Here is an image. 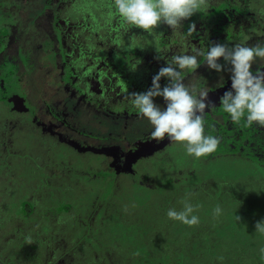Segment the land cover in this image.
Instances as JSON below:
<instances>
[{
	"label": "flooded vegetation",
	"instance_id": "obj_1",
	"mask_svg": "<svg viewBox=\"0 0 264 264\" xmlns=\"http://www.w3.org/2000/svg\"><path fill=\"white\" fill-rule=\"evenodd\" d=\"M261 1L210 0L203 11L184 20L178 29L161 23L152 32L125 25L115 14L112 0H52L47 3L53 7L51 24L60 46L56 54L58 58L64 57L60 59L66 75L62 77L61 68L51 64L29 77L26 69H14L8 58L0 62V169L10 171L16 164L15 169L21 166L25 171L24 180L30 185L26 183L24 191L35 193V196L34 199L25 196L21 200L30 202L37 216L62 214L69 227L74 225L83 232L87 230L88 237L99 236L107 230L100 228H107L112 222L110 216L103 219L106 210L110 212L109 207L117 201L115 193L100 198L109 184L111 194L114 185L120 184L121 188L129 190L126 184H133L159 195L164 190L186 187L190 177L196 178V168L200 167L198 162L208 161L209 157H242L243 154L244 159L262 157L264 164V126L255 123L247 126L243 119L239 124L229 119L220 103L214 100L230 87V81L225 83L229 75L226 73L216 78L214 70H207L202 59H199L197 68L185 71L183 82L190 90L195 86L194 94L199 90L208 92L209 107L201 114L204 133L209 131L205 134L220 136L222 132L229 150L218 145L208 157L193 159L180 144L167 138L159 142L144 141L137 134L132 141L136 147L131 145L137 149L136 155L127 148L124 151L119 148L125 143L117 147L115 142H108L122 140L118 136L120 127L123 131H142L140 126L145 118L131 107L129 94L147 90L152 77L173 55L194 54L196 49L207 50L208 45L214 43L231 46L235 40L251 32L263 34L264 18L260 15V8L264 4ZM30 5L35 6L33 15L37 19L44 5L41 0ZM209 12L212 15H208ZM14 13L0 16V50L11 36L12 24L16 20ZM245 27L249 29L243 33ZM29 79L34 80L31 91L22 84ZM166 82L162 77L161 86ZM31 92L35 94L33 99L29 98ZM159 98H154L155 102L162 105ZM82 110L97 113L95 117L82 120ZM123 139L129 145L125 136ZM236 144L239 146L232 149ZM171 150L181 154L182 158L186 157L188 165L185 167L177 165L174 159L171 162L163 159L167 154L170 156ZM183 167L186 174H182ZM72 169L81 170L83 175L74 176ZM44 171H47L46 175ZM69 172L76 178V183H57L54 179L57 175L65 177L64 174ZM67 184L81 192L83 184L89 195L96 191L95 197L86 199L82 195L85 200L82 203L81 195L62 197L58 191ZM45 193H50V197ZM148 195L141 198L144 204L148 203ZM60 201L68 202L67 207L58 210ZM116 212L111 213L120 221L121 216ZM14 214L21 220L30 218L25 212ZM71 233L80 236L74 230Z\"/></svg>",
	"mask_w": 264,
	"mask_h": 264
},
{
	"label": "rangeland",
	"instance_id": "obj_2",
	"mask_svg": "<svg viewBox=\"0 0 264 264\" xmlns=\"http://www.w3.org/2000/svg\"><path fill=\"white\" fill-rule=\"evenodd\" d=\"M58 1H61V0H58ZM36 2L40 3V0H0V16L1 17H3V15L11 14L14 11H15L14 14L16 15V18H15L16 20L13 22L11 32H10L11 36L9 39H7V41L4 43V47L0 50V62L4 60L5 58H8L9 62L11 63L12 67H14V69H26L29 73V77H33L36 75V73H40V70H42L45 66L47 67L53 64V65H57L58 68H61L60 72H61V76L63 77L66 74L64 71L65 68L61 65L62 61L60 58H64V57H61V56L59 58L57 57L56 50L60 49V46L58 45L56 31H54L53 26L51 24L52 15H53V7L50 5L47 6V3L52 2V0H41V3L44 6L42 7V12L40 13L37 19H35V15H33L35 6L30 5ZM5 10H7V13L4 14V12H6ZM260 10H261L260 12H262V10H264V7L260 8ZM260 15L262 14L260 13ZM262 16L264 18V15ZM248 29L249 27H245L242 32L246 33L247 32L246 30ZM261 30L263 31L264 29H261ZM234 44H246L247 46H254L256 44H264V33L261 34V33L251 32V34H245L243 38H239L238 40H235L232 45ZM261 66H264V58L257 59L253 64L254 68L261 67ZM207 70L209 69L207 68ZM226 73L228 72L214 71L216 78H219ZM33 81H34L33 79H29L28 81L26 80V82L22 84H25L24 85L25 89L31 91L30 88H32L31 84L33 83ZM228 81H230L229 78L227 79L225 83H227ZM34 97H35V94L31 92V94H29V98L33 99ZM159 99L162 102V98H159ZM214 100L215 102L220 103L218 102L219 99H214ZM80 113H81V118L83 120L87 117L89 118L95 117L97 112L90 111V110L87 112L85 110H82V112ZM143 122L141 123V126H140L142 128V131L140 133L139 131L135 132L134 130L123 131L124 130L123 127L122 128L120 127V130L118 131V134H119L118 136H121L122 140L117 139L116 141L114 139L108 142H111V141L115 142L114 146H117V147H119L120 144L125 143V146H120L119 148L123 149V151L125 148H127L130 151V153L135 154V151H137V149L134 150V148L131 147V145L135 146V144L132 141L136 139L137 134L141 135L140 138L144 141L154 140L150 136L151 125L148 123L146 119H144ZM208 132L209 131H206L205 133H208ZM123 136H125V138L128 139V141L130 142L129 145L128 143H126V141H124ZM166 144H164V146ZM17 145H19V143H17ZM259 146L261 147V145ZM141 147L143 146H140V148ZM170 147H173V146H169V148ZM96 152H99V151H96ZM170 156L169 154H167L163 156V159L168 160V162L169 161L171 162V160L174 159L178 163L177 165H185V167L188 165V162H185L186 157H183V158L180 157L182 155L179 154L178 152H174L173 150H171ZM241 156L242 157L235 156V155L233 156L229 155L226 157L223 155H219L217 157H214L216 159H214L212 163L211 162L208 163V161L202 160L200 163L201 165L199 164L200 167L198 169L196 168L198 172L196 175V178L190 177L189 178L190 183L186 187L180 190L179 189L164 190L159 195L156 194V191L155 192L152 190L146 191L144 187L140 185L138 186L133 185V184H126L129 190L125 188H121L120 184H118L117 186L114 185L113 192L111 194L112 187H109L110 186L109 184V186L106 187L105 191L101 193L100 198H104V197H107V195L110 196L115 193V195L117 196V201L115 202L116 203L115 205L111 204V206L109 207L110 212L106 210L107 214L104 215L103 219L110 216L112 218V222L108 224L107 228H100L101 230L107 229V231L104 230V232L99 233V241H98V243H100L101 246L105 248V252H108L109 254L108 258H110V256L113 257L116 252L115 243L117 245L121 244L124 246V245L129 244L128 237L130 238V237L135 236L138 239L141 237L142 238L144 237L143 238V241H144L145 238H147L148 233L150 235L152 234L160 235L162 231L164 232L168 230L167 227L169 226L171 220L167 218L166 212L168 208L170 207L180 208L182 206L181 201L183 198H186L185 194L187 192H185V190L188 188H191L193 190L192 196H189V199L192 203L193 201L194 202L196 201L195 197H198L199 190L201 192L212 191L214 193V191H216L219 188L218 187L219 184L221 187V185L224 183V179H220V176H231L232 180L235 176H239L240 180H243V181H236L235 182L236 184L233 185L234 187L231 189L229 188L228 189L233 190V191L236 190L241 194L243 191H247L249 193L253 185L259 184L260 186L261 185L264 186V176L261 175L264 171V164H262L263 162L262 157L258 159V158L250 156V158L246 157L248 159L247 160L243 158V154ZM220 158H223L224 160L221 161ZM204 162H206V165H204ZM207 163L210 166V168L207 167ZM15 165L16 164H13L10 171H5V170L0 169V223L4 221L11 222L10 217L12 216V214L21 213L20 211L25 210V208L21 209L20 207L22 198H24L25 196H28V197L32 196V198L34 199V196H35V193H29V192L24 191V186L29 184L28 182L24 180L23 174L25 171L24 170L22 171L21 166H18L15 169L16 167ZM220 169L225 170V172L224 173L220 172L221 171ZM182 170H183L182 174H186L184 167ZM236 170L240 172L244 171L246 173L244 177L245 179L242 178V176L235 173ZM71 171L72 172L74 171L73 172L74 176L83 175L80 172L81 170L72 169ZM92 172L95 173V171H92ZM46 173L47 171H44L45 175ZM64 176L65 177L60 175L58 177L57 175V176H54V179L56 180L57 183L58 181L59 182L70 181V182L76 183L75 181L76 178L71 175V172L65 173ZM122 177H124V175ZM127 180H129V178H127ZM232 180L227 179V181L229 182H231ZM244 181L247 183H245ZM15 182H18L19 184H15ZM69 185L70 184H67L66 187H62L61 190L58 191V194L60 193L61 196L65 195V197H67L66 195H68V197H77L81 195L80 196V198L82 199L81 203L85 201L83 200L84 198L87 199V198L95 197L96 191L93 194L89 195L88 194L89 192L88 193L85 192L88 190H86V187L83 184H81L82 185L81 189L83 190V192H81L80 190H75L74 189L75 187L69 186ZM130 186H133V187L131 188ZM130 188L132 189L131 191H130ZM55 192H54L55 197H57V191L55 190ZM193 194H194V200L192 199ZM45 195L47 197H50V193L49 195L45 193ZM82 195L84 198L82 197ZM147 195L150 197H149L148 203L144 204L145 201H142L141 198L142 196H147ZM210 202L211 200H207L206 204H209ZM66 203L68 202H65V204ZM58 204H60L61 206L64 205V203H62L61 201ZM81 208L84 209L85 207L81 206ZM115 210L118 211V213L116 212V215L121 216L120 221H117V219L115 218V215L111 213ZM263 213L264 212H262L259 215V218L264 217ZM33 216H35L34 219L28 218L29 220L27 221L21 220L19 219V217L17 218V216L14 217V219L15 218L17 219V222L13 220L12 225L16 228V230L9 231L12 233L13 231L15 232L14 233L15 236L13 238H16L17 236L23 238L24 237L23 235H26L28 233L26 232L27 230L29 231V234L35 233L34 230H38V227L41 225L40 220L38 218L40 217L43 220L44 217H47L46 215L37 216L35 213L33 214ZM97 218H100V217L97 216ZM36 219L38 223L35 222ZM114 219H116V221H114ZM54 222L53 223L51 222L52 226H56ZM36 223L38 225H36ZM103 223L104 222L102 221L101 224L103 225ZM70 228H71L70 231H54V234L57 235L56 239L51 242V239L49 238L47 239V242L45 243V244L48 243V245L52 246L50 250L51 252L50 257L54 258L55 260L53 261V264H66L69 261L73 262L74 260H76V258L81 260V258L83 259L85 255V250L87 248L86 246H84V244L89 242L88 241L89 237L85 233L88 231L86 230L83 232L82 230L79 229L78 226L74 227V225L70 226ZM0 229H1V224H0ZM2 230L3 229H1V231ZM73 230L79 233L80 236L75 237L74 235H71L72 234L71 231ZM108 230L115 231V237L116 236L118 237L116 238L117 240H114L115 238L110 237ZM173 230L174 229L172 228L170 231L173 232ZM133 231H135L134 234H133ZM2 232L3 233L0 232V235L1 234L4 235L6 231H2ZM81 233L83 235H81ZM250 240L253 241V239H250ZM7 243H8L7 241L4 242V245H1L0 243V248L6 249L5 246ZM262 243H264V241L260 242L259 247ZM123 246L119 247L117 250L120 252L121 251L120 249H123ZM249 248H250V245H249ZM250 250H253V249L250 248ZM52 253H54V256ZM4 254L5 252L0 254V264L5 263L3 262V259H6L7 256L4 257ZM94 255H95L94 252L90 251V257L93 258ZM23 264H31V261L25 260L23 261Z\"/></svg>",
	"mask_w": 264,
	"mask_h": 264
},
{
	"label": "clouds",
	"instance_id": "obj_3",
	"mask_svg": "<svg viewBox=\"0 0 264 264\" xmlns=\"http://www.w3.org/2000/svg\"><path fill=\"white\" fill-rule=\"evenodd\" d=\"M205 5L206 0H112L115 14L125 25L146 32H152L161 23L178 29L184 20L203 11ZM259 58H264V44L229 47L214 43L207 50L196 49L194 54L173 55L152 77L147 90L129 94L130 105L151 125L150 136L154 140L167 138L180 144L188 156L199 159L216 151L219 137L204 133L201 114L209 107L208 92L199 90L194 94L195 86L190 90L183 82L185 71L197 68L202 59L209 70L228 72L230 87L219 97L223 112L234 123L243 119L247 126H264V66L253 67ZM162 77L167 81L163 87ZM156 97L162 98V105L155 102ZM181 205L168 208L167 218L189 226L198 224L200 218L195 213L199 205L187 198L182 199ZM222 212L217 205L213 216L218 218ZM255 233L264 237V219L255 223ZM258 255L264 260V243L258 248Z\"/></svg>",
	"mask_w": 264,
	"mask_h": 264
},
{
	"label": "trees",
	"instance_id": "obj_4",
	"mask_svg": "<svg viewBox=\"0 0 264 264\" xmlns=\"http://www.w3.org/2000/svg\"><path fill=\"white\" fill-rule=\"evenodd\" d=\"M209 3L210 0H206V4ZM260 3L264 4V0ZM228 15L230 16V13ZM217 137H219V148L229 150L227 138L223 136V133L221 132ZM238 146L232 149H236ZM212 158L207 159L212 163ZM220 160L224 159L220 158ZM201 161L198 162V165ZM220 172L224 173L225 170ZM238 172L240 171L236 170L235 173L242 178L245 177L244 171ZM261 175L264 176V171ZM220 179H224V183L221 187L219 184V188L214 193L199 190L198 197H195L196 201L192 202L194 205H199L195 213L200 218L198 224L189 226L171 220L167 227L168 230L162 231L160 235L148 233L144 241V237L139 239L135 236L128 237L129 244L124 246L115 243L116 252L110 258H108L109 254L105 252V248L98 243L99 236L93 235L88 238L89 242L84 244L87 249L83 259L76 258L73 262L69 261L66 264H264V260H261L258 255V247L260 242L264 241V237L255 233V223L264 219V217L259 218V215L264 212V186L251 185L252 189L249 193L243 191L241 194L236 190H229L234 187L236 181H243L239 176H235L233 180L231 176H220ZM227 179L232 181L229 182ZM192 191L191 188L185 190L188 193L185 194L187 199L192 196ZM192 199L194 200V194ZM207 200H211V202L206 204ZM217 205L223 209L222 215L218 218L213 216V209ZM20 207L21 209L25 208L20 211L21 213L25 212L30 215L31 219L35 218L33 216L35 208L30 202L22 200ZM63 207H67V205L59 204L58 210ZM57 215L55 213L47 214L43 220L39 217L41 225L36 226L38 230H34L33 234H29L27 230L28 233L23 235V238L18 236L13 238L15 232H9L16 230L12 225L14 214L10 217L11 222H1V229L6 232L4 235H0V243L4 245V242H8L5 246L6 249L0 248V254L5 252L4 257L7 256L6 259H3L4 264H23L25 260H30L31 264H53L55 260L50 257L52 246L45 243L49 238L51 242L56 239L57 235L54 234V231H64V229L70 228L66 223V216ZM35 222L38 223L37 219ZM51 222H54L56 226H52ZM37 223L36 225H38ZM172 228L173 232L170 231ZM1 229L0 232L3 233ZM108 231L110 237L117 240L115 231ZM249 245L253 250H250ZM121 246L123 249H120L119 252L117 249ZM90 251L95 254L93 258L90 257ZM52 254L54 256V253Z\"/></svg>",
	"mask_w": 264,
	"mask_h": 264
}]
</instances>
